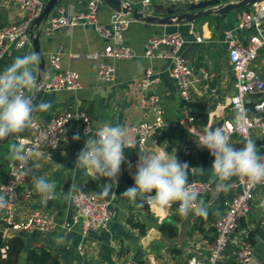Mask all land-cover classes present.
Returning a JSON list of instances; mask_svg holds the SVG:
<instances>
[{
  "label": "crops",
  "instance_id": "1",
  "mask_svg": "<svg viewBox=\"0 0 264 264\" xmlns=\"http://www.w3.org/2000/svg\"><path fill=\"white\" fill-rule=\"evenodd\" d=\"M42 1L45 5L48 0ZM88 1L63 0L52 13L56 12L58 7H62L66 13L85 10ZM128 1L143 6L152 13H155L152 11V5L158 3L167 5L160 0H151L148 3L145 0ZM256 2L234 9L226 15L211 13L200 17L195 22L162 24L143 21L128 15L130 23L119 31V35L122 41L135 52V55L129 59L93 55V51L103 49L109 38L98 33L90 24L64 26L49 34L41 31L40 46L45 58V69L41 70L39 63L32 66L36 85L26 88V96L31 97L38 85L39 75L44 80L53 75L49 55L55 52L62 54L63 68L75 69L79 72L82 85L77 89L46 88L39 104L48 103L51 107L48 109L37 107L33 114L36 119L45 121L56 112L79 107L90 113L95 125L105 122L114 126L118 124L127 130L128 139L135 141L137 134L134 127L143 120L155 121L158 117L154 109H144L140 100L146 95L157 94L164 108V114L163 124L156 133L163 130L169 139L158 143L155 133L152 136L153 145L146 144L144 148L136 145L137 147L133 149H124L126 159L121 165L117 182H112V192L104 196L110 200L112 219L107 227H95L84 232L82 225L73 219L72 202L64 199L69 186L75 182L79 186L78 190H90L99 194L102 185L110 181L107 178L95 180L83 170L73 169L77 154L82 150L87 137L80 129V121H71V137L79 133L80 139H72L71 145L65 149H39L34 154L27 178L20 187L16 202L18 216L24 218L34 210L46 211L52 215L57 225L48 232L39 229L18 232L25 239L19 264H31L26 259V251L33 245H42L57 252L61 257V264H180L186 262L192 255L205 257L209 254L213 241L211 238L215 236L214 222L224 211L225 201L232 197L235 191L233 182L238 177L228 181L231 187L227 191L216 189L215 183L212 182V189L209 192L199 194L197 206H206L208 210L214 211V216L205 224V231L193 228L197 215L192 218L191 224L183 228L184 217L176 218L178 212L175 204L170 208L147 204L137 207L136 203L120 196L134 185L133 175L139 159V149L141 152L166 150L170 156L175 153L178 162H186L189 165L188 183L192 180L210 181L212 174L211 165L214 157L207 149L198 147L195 136L177 124L187 104L180 95L177 81L169 74L170 60L164 56H147L145 43L152 35L164 31H180L186 37L183 54L191 63L194 76L192 97L189 101L198 104L193 109L207 112V123L201 124L211 128L221 127L224 120L233 115L230 97L234 92L235 78L226 56L224 31L237 24V14L241 9L250 8ZM162 10L164 9L155 14L162 15ZM0 11L5 24L18 21L25 15V11L10 0H0ZM113 12L109 5L102 2L99 5L97 17L102 24L110 26ZM41 26L34 32L36 33ZM254 32H256L255 27H250L239 31L238 36L240 39L247 40ZM195 34L200 35L202 40L198 41ZM159 49L165 51L168 47L162 45ZM31 53H35L31 39L24 47L9 44L0 56V72L10 66L16 57ZM102 60L113 65L112 78L98 76V68ZM253 65L264 76V47L261 48ZM148 68L154 71V75L159 80L153 82L148 90L143 91L138 87V82ZM253 135L256 148L260 150L263 147L264 138L256 130L253 131ZM230 143L236 148L243 147V142L238 135L233 136ZM13 145L16 144L12 138L0 145V184L6 178L10 164L15 161L9 158ZM188 147L192 149L191 153H186L185 149ZM33 175L44 176L55 185V195L46 204L34 190ZM263 192V186L256 191L257 197L250 212L240 220L229 236L224 258L218 264H264ZM132 220L139 221L144 228L134 225ZM163 221L175 222L178 225V235L175 237L163 235L160 230V224ZM0 231L5 236L15 232L4 224L1 217ZM58 235L66 236V242L57 244L54 237ZM246 237L252 243V258L250 261L240 262L233 258L231 251ZM81 245L84 252H81Z\"/></svg>",
  "mask_w": 264,
  "mask_h": 264
},
{
  "label": "built area",
  "instance_id": "2",
  "mask_svg": "<svg viewBox=\"0 0 264 264\" xmlns=\"http://www.w3.org/2000/svg\"><path fill=\"white\" fill-rule=\"evenodd\" d=\"M18 4L25 15L18 21L10 22L0 26V56L4 53L9 44L16 47H24L30 42L33 20L44 8L42 0H10ZM163 3H185L200 0H160ZM102 0H89L85 10L66 13L62 7L51 13L42 24L41 30L45 33H53L60 27H72L76 25H92L95 30L108 37L103 49L92 52L95 56H110L119 59H129L135 55L134 50L126 45L120 38L119 31L126 28L130 19L118 11H114L111 18V25L106 26L97 17V11ZM146 3L151 0H145ZM60 5V4H59ZM58 6V5H57ZM264 0L257 1L250 8H243L237 14V24L224 31L223 40L226 44V56L234 72V92L230 97V106L233 115L224 120L221 126L229 135L230 142L233 136L238 135L243 144L245 138L254 141L253 131L256 130L264 138V76L253 65L258 58L261 48L264 47ZM250 27H255L256 32L249 38L240 39L238 32ZM198 41L202 37L195 34ZM186 37L180 31H164L154 34L145 43V53L147 56H164L170 60L169 74L178 85L180 95L184 101H189L192 97V83L194 80L191 63L183 54V47ZM165 45L167 50L161 51L159 48ZM49 63L53 68V75L46 80V88L57 89H77L81 87L79 72L75 69L62 67V54L59 52L49 55ZM151 68L146 69L139 79L138 87L146 91L153 82L159 80L154 75ZM98 76L101 78H112L114 67L106 61H101L98 68ZM26 95V89H23ZM140 104L144 109H154L158 115L155 121L143 120L138 123L134 130L137 134L135 145L144 148L149 136H153L158 128L163 124L164 108L160 104V97L157 94L146 95L141 98ZM33 123L29 127V132L18 136V145L22 146L24 152L29 154L27 162L21 164L13 161L7 171L6 178L0 184V194L7 192L8 204L4 209H0V217L4 224L12 231L39 229L44 232L51 231L57 225L52 215L46 211L34 210L29 212L24 218L18 216L16 202L21 185L25 182L34 154L39 149H65L72 143L70 124L73 120H79L82 132L86 128L95 130L92 116L82 108L64 109L52 114L47 120L40 121L32 116ZM177 124L193 134L203 133L208 125L196 122L191 113V107L186 105L183 114L179 117ZM211 128V127H210ZM189 129V130H188ZM215 129V128H212ZM66 137V139H64ZM58 140L57 147L51 145ZM255 142V141H254ZM259 154H264L263 147L258 150ZM186 153H191L190 147L185 149ZM189 184L199 193L204 194L212 189V182L209 180H192ZM264 183L255 186L250 185L245 178L238 177L233 182L235 191L229 199L225 201V209L214 222L215 238L211 243L210 252L205 257L192 255L187 258L185 264H218L224 258V250L228 246L229 236L237 227L240 220L250 212L256 191ZM75 199L72 201L73 219L82 225L84 232L95 227H107L112 219V209L110 200L100 196L90 190H77L73 193ZM264 204V192H263ZM264 222V211L262 214ZM82 246V245H81ZM81 252H84L83 246ZM235 260L240 262L250 261L252 258V243L246 237L231 251Z\"/></svg>",
  "mask_w": 264,
  "mask_h": 264
},
{
  "label": "clouds",
  "instance_id": "3",
  "mask_svg": "<svg viewBox=\"0 0 264 264\" xmlns=\"http://www.w3.org/2000/svg\"><path fill=\"white\" fill-rule=\"evenodd\" d=\"M39 60V53L16 57L10 66L0 72V141L30 127L33 123L32 113L37 107H51L48 103L34 105L32 98L23 92V89L36 85L32 66ZM84 135L87 139L77 154L73 169L83 170L95 180L107 178L110 183H104L99 193L102 197L107 196L112 192V182H117L121 165L126 159L124 149L137 146L128 139L127 130L118 124H98L95 130L86 128ZM72 139L79 140L80 134L75 133ZM196 144L207 149L214 157L210 181L215 183L216 189L227 191L231 187L228 181L233 177L245 178L252 186L264 183V154L257 152L253 140L245 138L243 147L236 148L222 127H205L203 133L196 135ZM49 145L57 147L58 140ZM28 155L22 146L13 145L9 158L24 164ZM138 156L133 175L134 185L120 196L136 203L137 207L147 204L170 208L176 204L177 212L186 219L190 214L207 216V207L197 206L199 193L188 183L189 165L186 162H178L175 153L170 156L166 150L141 152L139 149ZM32 184L45 204L55 195V185L44 176L33 175ZM78 187L75 182L71 183L65 201L72 202L75 199L73 193ZM7 195V192L0 194V209L7 206ZM54 240L57 244H63L66 236L58 235Z\"/></svg>",
  "mask_w": 264,
  "mask_h": 264
},
{
  "label": "water",
  "instance_id": "4",
  "mask_svg": "<svg viewBox=\"0 0 264 264\" xmlns=\"http://www.w3.org/2000/svg\"><path fill=\"white\" fill-rule=\"evenodd\" d=\"M63 0H48L44 5L41 13L33 20L32 29L30 31L32 44L35 49V53L40 54L39 67L41 70L45 69V58L43 56L41 46H40V35L41 28H38L36 33L34 30L37 27H40L43 24L48 16L52 13L57 5H59ZM107 5H109L114 11H118L123 14V16H132L136 19H140L147 22H156V23H172V22H195L200 17L209 15L211 13H216L219 15H226L228 12L239 9L251 2H256L257 0H200L192 1L185 3H169L165 6L163 4H154L152 5V11L159 13L161 9L163 11L162 15H157L152 13L143 6H139L130 2L128 0H102ZM38 85L35 87L31 98L34 105H39L43 94L46 90V80L42 79V76L38 77ZM37 109V108H36ZM36 110L33 111L32 116ZM21 132L0 141V145L12 138L17 145V138ZM153 137L149 136L146 140V144L153 145ZM1 156V152H0ZM195 215L190 214L189 217L182 221V227L185 228L191 224V220Z\"/></svg>",
  "mask_w": 264,
  "mask_h": 264
},
{
  "label": "trees",
  "instance_id": "5",
  "mask_svg": "<svg viewBox=\"0 0 264 264\" xmlns=\"http://www.w3.org/2000/svg\"><path fill=\"white\" fill-rule=\"evenodd\" d=\"M4 24L5 23L2 19V14L0 11V26ZM186 104L191 107V113L194 115L196 122L207 123L208 115L206 111L201 109H193L196 107V105H198L195 102L188 101ZM28 132L29 127L23 130L21 135L27 134ZM155 137L158 143H162L169 139V136L163 130L157 132ZM213 216V210H208L207 216L202 217L197 215L194 220L193 228L205 231V224ZM180 217L181 215L177 213L176 218L178 219ZM132 223L141 229L144 228V226L139 221L132 220ZM212 227L213 225L210 228L212 229ZM160 230L162 234L167 237H175L178 235V225L173 221H163L160 224ZM214 238L215 236L211 239L214 240ZM24 247L25 239L21 233L13 232L10 236H5L4 233L0 231V264H18ZM26 259L31 264H61L60 255L57 252L52 251L42 245H33L29 247L26 251ZM180 264H185V262Z\"/></svg>",
  "mask_w": 264,
  "mask_h": 264
},
{
  "label": "rangeland",
  "instance_id": "6",
  "mask_svg": "<svg viewBox=\"0 0 264 264\" xmlns=\"http://www.w3.org/2000/svg\"><path fill=\"white\" fill-rule=\"evenodd\" d=\"M19 264V263H18Z\"/></svg>",
  "mask_w": 264,
  "mask_h": 264
}]
</instances>
